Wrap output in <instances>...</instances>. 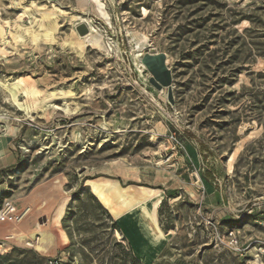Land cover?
<instances>
[{"label": "rangeland", "instance_id": "obj_1", "mask_svg": "<svg viewBox=\"0 0 264 264\" xmlns=\"http://www.w3.org/2000/svg\"><path fill=\"white\" fill-rule=\"evenodd\" d=\"M0 135V264H264V0H0Z\"/></svg>", "mask_w": 264, "mask_h": 264}, {"label": "crops", "instance_id": "obj_2", "mask_svg": "<svg viewBox=\"0 0 264 264\" xmlns=\"http://www.w3.org/2000/svg\"><path fill=\"white\" fill-rule=\"evenodd\" d=\"M6 139L4 136L0 135V160H2L3 154H4V143H5ZM5 164H3V162H0V169L2 167H4ZM2 186V184H1ZM2 193H4V190H0V196L2 195ZM96 196V195H95ZM108 196H110L111 201L112 196L108 194ZM97 198H99V196H96ZM58 206V205H57ZM110 212L111 210L109 208H107ZM27 210V214L28 212L31 210V208H26ZM65 213V205L61 204L59 207H55L54 210L51 213V216L49 218V220L47 219V215L46 214H41L39 215V218H42V221L47 222L52 225V229L54 230L53 232L48 233L47 231H43L41 233V238L43 240L44 245L46 246V243L49 241H54V246L53 249L55 251V255H57L58 253V248H63V244L66 243L65 240V233L64 230L61 228V223H62V219ZM112 213V212H111ZM26 214V215H27ZM25 215V216H26ZM45 223L44 225L48 224ZM32 224L34 225V222L32 221Z\"/></svg>", "mask_w": 264, "mask_h": 264}, {"label": "bare ground", "instance_id": "obj_3", "mask_svg": "<svg viewBox=\"0 0 264 264\" xmlns=\"http://www.w3.org/2000/svg\"><path fill=\"white\" fill-rule=\"evenodd\" d=\"M82 23L86 24L88 27H90L92 29V27L90 26V24L87 20L84 19L82 21ZM150 191H151V189H150ZM99 199L102 200V203L104 205H108L111 201L110 196H108V194L106 192L102 193L99 196ZM151 201H152V205H151V208H150L148 216H147V220L149 221L150 225L145 227L144 233L147 237L154 238L156 241H167L168 236L162 232L161 228L157 225V223L155 222V219H154V213H155L157 207L159 206V204L161 202V195H157V196L152 197ZM138 203H140V202H138ZM138 203H136V204H138ZM136 204H134L133 206H135ZM130 209H131V207H130ZM111 211L114 214V219L117 222H119L121 217L123 216V213H121L120 211L113 210V209H111ZM41 241H42V238L39 237V243Z\"/></svg>", "mask_w": 264, "mask_h": 264}, {"label": "built area", "instance_id": "obj_4", "mask_svg": "<svg viewBox=\"0 0 264 264\" xmlns=\"http://www.w3.org/2000/svg\"><path fill=\"white\" fill-rule=\"evenodd\" d=\"M27 214V210L22 212H16L14 210V206L12 203H7L1 210H0V221H8V222H17L21 221L25 215ZM51 264H57L58 260H51Z\"/></svg>", "mask_w": 264, "mask_h": 264}, {"label": "water", "instance_id": "obj_5", "mask_svg": "<svg viewBox=\"0 0 264 264\" xmlns=\"http://www.w3.org/2000/svg\"><path fill=\"white\" fill-rule=\"evenodd\" d=\"M77 31L80 35L84 36L89 33V28L86 24L82 23L77 26Z\"/></svg>", "mask_w": 264, "mask_h": 264}, {"label": "trees", "instance_id": "obj_6", "mask_svg": "<svg viewBox=\"0 0 264 264\" xmlns=\"http://www.w3.org/2000/svg\"><path fill=\"white\" fill-rule=\"evenodd\" d=\"M164 204H165V201L162 202V204L160 205V207L163 206ZM161 214H162V213H161V209H159V210H158V213H157V215H158L159 218H160V215H161ZM164 228H165V230H170L169 227H167V226H164Z\"/></svg>", "mask_w": 264, "mask_h": 264}]
</instances>
